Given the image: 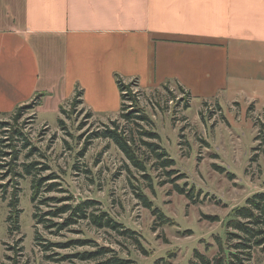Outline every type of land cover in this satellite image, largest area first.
I'll return each instance as SVG.
<instances>
[{
    "label": "rangeland",
    "instance_id": "374dc122",
    "mask_svg": "<svg viewBox=\"0 0 264 264\" xmlns=\"http://www.w3.org/2000/svg\"><path fill=\"white\" fill-rule=\"evenodd\" d=\"M240 60L248 62L252 80L247 87L236 89L235 101L229 93L218 101L192 98L189 102L174 85L140 89L130 80L126 82L137 100L132 105L128 99L124 103L130 105L128 110L141 109L135 114L147 119L126 120L119 112L98 116L82 102L74 104V97L57 109L46 104L40 107V97H34L22 110L17 111L18 106L0 115V122L11 123L0 128L1 137L9 135L3 132L8 127L22 133L16 143L20 152L15 172H22L23 162H34L41 169L35 177H20L8 172L9 155L0 160L5 165L0 166V264H87L72 255L98 247L134 264L163 263H156L158 259L190 264L197 261L196 251L212 259L219 253V242L228 249L226 236L231 230L225 223L232 210L252 194L264 192V55L253 53ZM115 124L140 152L146 149L142 141L155 142L174 165L160 168L154 155L146 151V171L136 169L112 140L95 136ZM142 130L156 133L157 138L139 134ZM170 169L176 174H167ZM39 177L45 178L44 185L32 202V180ZM49 183L58 185L53 191L44 190ZM175 185L193 189L192 197L179 193ZM13 191L17 201L10 206ZM136 193L145 195L152 208L145 207ZM48 197L58 200L40 202ZM61 199L71 204L95 200L96 211L108 213L121 223L120 229L133 231V236L96 228L87 220L60 231L36 222L34 212L53 210ZM153 209L169 221L162 224ZM15 214L16 222L8 218ZM66 215L52 218L53 222H62ZM80 239L90 242L55 246ZM46 243L53 245L45 250L42 245ZM252 256L251 264H264V252L255 248Z\"/></svg>",
    "mask_w": 264,
    "mask_h": 264
},
{
    "label": "crops",
    "instance_id": "0c3cea01",
    "mask_svg": "<svg viewBox=\"0 0 264 264\" xmlns=\"http://www.w3.org/2000/svg\"><path fill=\"white\" fill-rule=\"evenodd\" d=\"M253 53L264 55V0H0V115L39 94L57 109L78 90L114 115L117 76L235 101Z\"/></svg>",
    "mask_w": 264,
    "mask_h": 264
},
{
    "label": "trees",
    "instance_id": "16d2710c",
    "mask_svg": "<svg viewBox=\"0 0 264 264\" xmlns=\"http://www.w3.org/2000/svg\"><path fill=\"white\" fill-rule=\"evenodd\" d=\"M133 81L132 84H136V80ZM116 84L120 91L121 97V105L119 116L122 119L129 120L131 118H140V119H147V117L143 114H135L136 112H141V109L136 108L134 111L133 109L128 110L127 106L132 105L133 102L137 100V94L130 93V82H125L119 76L116 77ZM177 88L184 94L183 96L186 99H189L190 94L185 91L181 86H177ZM82 95V91L78 90L75 93L73 98V103H81L82 100L79 99ZM42 95H37L36 97H40ZM128 99L130 105H126L124 100ZM39 104V103H38ZM188 104V103H187ZM22 106L17 108V111L22 110ZM19 116L17 112L15 115V119ZM11 123L7 121L0 122V128L10 125ZM3 132H8L9 135H5V137L0 136V160H2L3 155H9L10 161L7 163L6 166L8 167V172L14 173L17 176L24 177V175L34 176L38 173L39 168L35 165L36 163H21L22 172L16 173L14 170L16 160L18 159L20 150L16 148V143L20 140V136H22L21 131L19 129L11 130L10 127L3 129ZM141 135H146L149 138H157V134L152 131H140ZM96 137H103L109 138L113 141V143L119 148V150L124 154L127 160L130 162L132 166L136 169L141 170L143 172L146 171V151L153 154L154 157L158 160V166L160 168H167L174 165V160L168 156L165 150L161 149V146L152 141H142V146H146L144 151L140 152V147L135 145L134 140L125 133L124 130L119 128L118 124L113 125L112 127H106L100 132L95 133ZM6 140L8 143H5ZM26 142L22 144V147L26 146ZM2 147H9L11 148L10 151L2 150ZM145 156V157H144ZM5 166V165H0ZM146 175L145 173H143ZM167 174H176L174 169H170L167 171ZM147 176V175H146ZM177 178H180L181 175ZM44 177L34 178L32 180L31 188H32V195L31 200L36 201L38 197L39 191L42 190V186L44 185ZM57 183H49L47 187L44 189L46 191H53L55 190ZM176 190L179 193L186 194L189 198L192 197V190H186L185 187H181L179 185H175ZM13 199L11 200L10 206L15 205L17 201V194L13 191ZM137 198L142 202V204L147 208H152V203L150 200L143 195L142 193H136ZM55 197H48L41 200V203H46L50 200H55ZM58 200V199H56ZM65 199H61L60 205L55 207L53 210L45 211L42 214L34 212L33 217L37 223H42L45 228H52L55 227L58 231L63 230L64 228L76 224L79 220H87L90 224L94 225L96 228H109L114 231H119L121 234L132 237L133 231L128 228H122L123 226L121 223L112 219L108 213L105 211H96L94 205L97 204L95 200L86 199L83 201H78L77 203H64ZM67 200H71L69 197ZM63 202V203H62ZM89 209H92L89 211ZM64 214H67L64 220L60 223L53 222L54 217H61ZM153 214L161 221V223H166L169 219L163 215V213L157 211V209H153ZM14 216V217H12ZM48 216V217H46ZM9 219L14 218V222H16V214L9 215ZM213 220H216V217H210ZM225 226L230 229L231 231L227 232L226 236V248L224 249L221 242H219V253L217 256L209 259L203 253L197 252L195 257L197 261H193L190 264H251L250 261L252 260V253L255 248L259 251L264 252V192H256L248 197L245 203L241 206H236L232 210L231 217L226 221ZM90 240L88 239H80V240H71L67 243H56L55 246L59 247H68L72 245H79L83 246L88 244ZM52 243L43 244V248L48 250ZM112 251L106 247H98L93 251H84L80 253H75V255L80 260L88 261L87 264H134L132 260L121 258L111 253ZM110 253L109 256H105L106 254ZM70 257V256H64ZM105 257V258H103ZM163 260L161 264H171L168 259H158L156 263Z\"/></svg>",
    "mask_w": 264,
    "mask_h": 264
}]
</instances>
